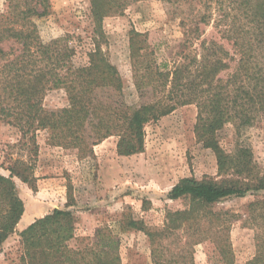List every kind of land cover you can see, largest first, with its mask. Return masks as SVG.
Wrapping results in <instances>:
<instances>
[{
	"label": "trees",
	"instance_id": "1",
	"mask_svg": "<svg viewBox=\"0 0 264 264\" xmlns=\"http://www.w3.org/2000/svg\"><path fill=\"white\" fill-rule=\"evenodd\" d=\"M88 1L92 46L85 63L77 64L70 35L45 42L39 34L35 20L50 14V0H6L0 14V121L17 129L34 154L37 133L43 131L50 146L76 150L82 158H91L93 148L109 137L116 138L117 155L132 156L143 151L148 124L194 105L195 138L215 155L220 179L183 178L168 191V200L187 203L168 211L162 228L146 231L151 264H193L187 260L190 249L175 247L182 237L190 245L210 241L220 264H234L229 233L235 215L213 207L264 192V169L241 141L246 129L264 130V0H156L167 13L180 15L183 41L172 57L158 61L145 35L132 30L131 86L102 47V22L146 0ZM208 26L218 41L202 37V27ZM52 90L64 91L65 107L44 108V96ZM227 126L234 130L229 152L217 137ZM30 170L15 160L6 168L8 176L0 174V250L24 212L13 178L32 183ZM247 210L246 221L257 232L255 255L246 264H264V198L250 202ZM75 225L74 212L67 209L35 219L18 234L20 264H121L108 231L77 239ZM170 238L173 249L163 244Z\"/></svg>",
	"mask_w": 264,
	"mask_h": 264
},
{
	"label": "rangeland",
	"instance_id": "2",
	"mask_svg": "<svg viewBox=\"0 0 264 264\" xmlns=\"http://www.w3.org/2000/svg\"><path fill=\"white\" fill-rule=\"evenodd\" d=\"M50 4V14L35 20L42 40L48 42L70 35L71 45L76 47L74 61L85 63V53L92 46V26L87 20L89 1L50 0ZM5 9L6 0H0V14ZM179 21L180 15L167 13L165 6L156 0L134 3L122 15L104 18L106 44L102 47L127 85L131 86L130 32L135 30L145 35L160 61L172 57L180 48L183 30ZM202 28V37L218 41L219 35L210 26ZM66 105V94L62 90H52L44 96L46 110ZM196 115L195 106L186 105L148 124L144 148L139 154L117 155L116 138L109 137L93 148L91 158L79 157L76 150L50 146L47 133L43 131L37 133L34 154L17 129L0 121V174L8 176L6 168L15 160H21L31 167L34 177L32 183L13 178L27 212L15 233L2 244L0 264H20L23 248L18 234L35 220L31 221L33 205L74 212L77 239L94 238L97 231H108L117 241L121 264H151L146 231L162 228L166 213L183 209L187 203L168 200V191L183 178L220 179L215 155L195 138ZM217 137L223 149L227 152L233 149L232 126L225 127ZM241 141L251 148L255 162L264 169V130L246 129L241 133ZM37 192L40 196L33 199ZM261 198L264 192L223 200L213 207L215 211L235 215L229 233L234 264H246L255 255L257 230L247 223L246 216L248 204ZM28 221L31 222L28 224ZM131 222L142 225L144 230L130 225ZM187 239L182 237L175 244L176 249H190L187 260L192 258L193 264H220L210 241L190 245ZM185 240L189 245L186 246ZM171 241L172 238L164 240L163 244L168 243L173 249ZM70 245L75 247L76 242Z\"/></svg>",
	"mask_w": 264,
	"mask_h": 264
},
{
	"label": "crops",
	"instance_id": "3",
	"mask_svg": "<svg viewBox=\"0 0 264 264\" xmlns=\"http://www.w3.org/2000/svg\"><path fill=\"white\" fill-rule=\"evenodd\" d=\"M40 195H39V192H37V193H35L34 195H33V199H37L38 197H39ZM34 206V208L32 209V212H33V216H32V220L31 221H33L34 219H37V218H40V217H43L44 215H46V214H48L51 210H53L54 208L53 207H49L48 205H33ZM27 211H26V209H25V211L23 212V215H22V217H21V219L19 220V223H18V226H20L21 225V222H22V219L24 218V215H25V213H26ZM31 221H28V224L31 222Z\"/></svg>",
	"mask_w": 264,
	"mask_h": 264
}]
</instances>
